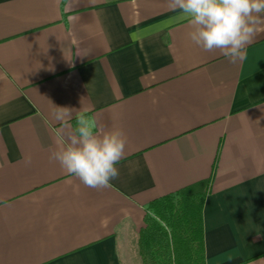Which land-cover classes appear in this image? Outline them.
Instances as JSON below:
<instances>
[{
    "label": "crops",
    "instance_id": "obj_1",
    "mask_svg": "<svg viewBox=\"0 0 264 264\" xmlns=\"http://www.w3.org/2000/svg\"><path fill=\"white\" fill-rule=\"evenodd\" d=\"M191 30L168 0H0V264H144L146 205L207 180L206 264H264V28L235 63ZM80 112L127 137L110 187L49 159Z\"/></svg>",
    "mask_w": 264,
    "mask_h": 264
},
{
    "label": "clouds",
    "instance_id": "obj_2",
    "mask_svg": "<svg viewBox=\"0 0 264 264\" xmlns=\"http://www.w3.org/2000/svg\"><path fill=\"white\" fill-rule=\"evenodd\" d=\"M171 10L191 27L192 42L206 52H219L230 63L242 60L246 47L264 28V0H168ZM70 110L58 108L54 118L68 127ZM127 137L121 129H100L86 112L76 117L75 127L55 150L56 161L86 187L103 189L118 178L117 164L125 155ZM26 164L31 157L26 156Z\"/></svg>",
    "mask_w": 264,
    "mask_h": 264
},
{
    "label": "trees",
    "instance_id": "obj_3",
    "mask_svg": "<svg viewBox=\"0 0 264 264\" xmlns=\"http://www.w3.org/2000/svg\"><path fill=\"white\" fill-rule=\"evenodd\" d=\"M209 180L191 184L146 205L140 231L144 264H206L203 208Z\"/></svg>",
    "mask_w": 264,
    "mask_h": 264
}]
</instances>
